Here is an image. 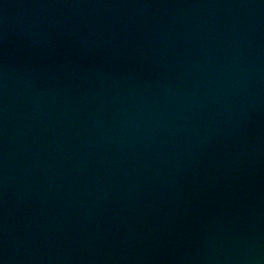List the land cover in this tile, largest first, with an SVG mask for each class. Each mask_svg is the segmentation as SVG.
Returning a JSON list of instances; mask_svg holds the SVG:
<instances>
[{
    "label": "water",
    "instance_id": "water-1",
    "mask_svg": "<svg viewBox=\"0 0 264 264\" xmlns=\"http://www.w3.org/2000/svg\"><path fill=\"white\" fill-rule=\"evenodd\" d=\"M0 264H264V0H0Z\"/></svg>",
    "mask_w": 264,
    "mask_h": 264
}]
</instances>
